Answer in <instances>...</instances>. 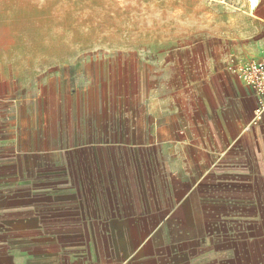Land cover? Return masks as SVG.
I'll list each match as a JSON object with an SVG mask.
<instances>
[{"label": "crops", "instance_id": "crops-1", "mask_svg": "<svg viewBox=\"0 0 264 264\" xmlns=\"http://www.w3.org/2000/svg\"><path fill=\"white\" fill-rule=\"evenodd\" d=\"M204 60L182 93L174 71L153 92L148 136L0 150V264H264V117L230 58Z\"/></svg>", "mask_w": 264, "mask_h": 264}, {"label": "rangeland", "instance_id": "rangeland-1", "mask_svg": "<svg viewBox=\"0 0 264 264\" xmlns=\"http://www.w3.org/2000/svg\"><path fill=\"white\" fill-rule=\"evenodd\" d=\"M252 8L251 0H0V150L14 141L20 152L58 150L70 136L120 135L125 125L150 135V98L172 71L182 93L179 81L200 78L206 57L232 65L264 56V0ZM158 61L174 67L160 80ZM32 134L50 139L23 140Z\"/></svg>", "mask_w": 264, "mask_h": 264}, {"label": "built area", "instance_id": "built-area-1", "mask_svg": "<svg viewBox=\"0 0 264 264\" xmlns=\"http://www.w3.org/2000/svg\"><path fill=\"white\" fill-rule=\"evenodd\" d=\"M228 71L257 95L258 105L254 110V121L261 122L264 117V58L232 65Z\"/></svg>", "mask_w": 264, "mask_h": 264}, {"label": "bare ground", "instance_id": "bare-ground-1", "mask_svg": "<svg viewBox=\"0 0 264 264\" xmlns=\"http://www.w3.org/2000/svg\"><path fill=\"white\" fill-rule=\"evenodd\" d=\"M251 2L253 4V8H256L258 0H251Z\"/></svg>", "mask_w": 264, "mask_h": 264}]
</instances>
